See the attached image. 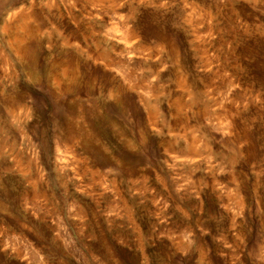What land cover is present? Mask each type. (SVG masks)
<instances>
[{
  "label": "clouds",
  "instance_id": "clouds-1",
  "mask_svg": "<svg viewBox=\"0 0 264 264\" xmlns=\"http://www.w3.org/2000/svg\"><path fill=\"white\" fill-rule=\"evenodd\" d=\"M0 264H264V0H0Z\"/></svg>",
  "mask_w": 264,
  "mask_h": 264
}]
</instances>
